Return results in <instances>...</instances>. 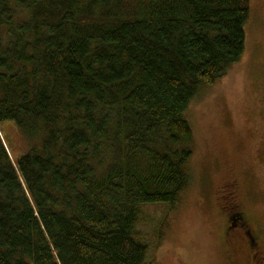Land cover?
I'll return each instance as SVG.
<instances>
[{"label":"trees","instance_id":"obj_1","mask_svg":"<svg viewBox=\"0 0 264 264\" xmlns=\"http://www.w3.org/2000/svg\"><path fill=\"white\" fill-rule=\"evenodd\" d=\"M250 1L0 0V264H145L141 208L188 188L186 112Z\"/></svg>","mask_w":264,"mask_h":264},{"label":"rangeland","instance_id":"obj_2","mask_svg":"<svg viewBox=\"0 0 264 264\" xmlns=\"http://www.w3.org/2000/svg\"><path fill=\"white\" fill-rule=\"evenodd\" d=\"M245 35L242 59L213 86L201 88L186 112L193 155L180 202L141 208L137 236L149 247L145 264H258L244 241L237 239L231 253L225 244L231 202L222 200V187L234 179L240 206L261 233L264 256V0L250 1ZM3 126L9 154L18 158L23 141L14 124Z\"/></svg>","mask_w":264,"mask_h":264},{"label":"flooded vegetation","instance_id":"obj_3","mask_svg":"<svg viewBox=\"0 0 264 264\" xmlns=\"http://www.w3.org/2000/svg\"><path fill=\"white\" fill-rule=\"evenodd\" d=\"M240 182L237 180H231L228 181L223 187H222V193L223 196L222 200L227 202H231V205L229 207H226L228 213H227V219H226V228L223 233L225 238V244L227 248H230L229 251L231 253V249L234 250V242L237 241V239L240 240V242L244 241L245 247L248 248L251 254V258L254 262L258 264H264V256L261 251L262 249V236L260 231L253 226V223H251V218L246 213V211L243 209L242 206H240L241 202V187ZM232 204L234 206H232ZM237 214H242V218H237ZM241 217V216H240ZM237 231L239 235H232L229 239L230 232ZM229 254V253H228ZM231 261V257H230ZM232 262V261H231Z\"/></svg>","mask_w":264,"mask_h":264}]
</instances>
